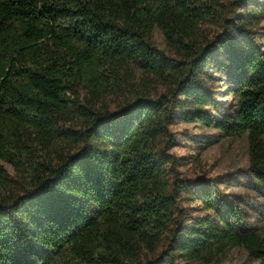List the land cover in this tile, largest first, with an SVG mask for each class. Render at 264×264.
I'll return each instance as SVG.
<instances>
[{"label": "trees", "instance_id": "1", "mask_svg": "<svg viewBox=\"0 0 264 264\" xmlns=\"http://www.w3.org/2000/svg\"><path fill=\"white\" fill-rule=\"evenodd\" d=\"M263 23L264 0H0V264H225L235 247L264 264V232L180 177L169 130L246 137L264 198ZM183 193L213 216L183 218Z\"/></svg>", "mask_w": 264, "mask_h": 264}, {"label": "rangeland", "instance_id": "2", "mask_svg": "<svg viewBox=\"0 0 264 264\" xmlns=\"http://www.w3.org/2000/svg\"><path fill=\"white\" fill-rule=\"evenodd\" d=\"M264 27V23H263ZM264 38V37H263ZM156 44L165 45L159 32L155 36ZM218 80L215 87L218 91H227L220 87ZM222 93V92H221ZM224 101V98H222ZM230 101V97L228 98ZM229 101H224L228 103ZM174 142L170 152L184 157L185 162L178 166L180 177L194 181H205L216 187L222 199L240 207L249 225L256 231L264 232V198L260 196L256 184L248 172L249 152L246 137L225 138L218 131L206 128L199 123L176 122L169 127ZM9 172L13 168L3 163ZM181 216L203 217L212 215V210L198 198L197 194H182L179 203ZM213 216V215H212ZM225 264H257L253 263L242 247H235L226 252Z\"/></svg>", "mask_w": 264, "mask_h": 264}]
</instances>
